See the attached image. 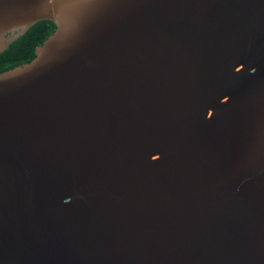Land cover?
<instances>
[{
	"label": "water",
	"instance_id": "95a60500",
	"mask_svg": "<svg viewBox=\"0 0 264 264\" xmlns=\"http://www.w3.org/2000/svg\"><path fill=\"white\" fill-rule=\"evenodd\" d=\"M45 20L0 74V264H264V0H0V53Z\"/></svg>",
	"mask_w": 264,
	"mask_h": 264
},
{
	"label": "trees",
	"instance_id": "16d2710c",
	"mask_svg": "<svg viewBox=\"0 0 264 264\" xmlns=\"http://www.w3.org/2000/svg\"><path fill=\"white\" fill-rule=\"evenodd\" d=\"M55 25L51 21H38L0 53V74L30 62L35 49L53 33Z\"/></svg>",
	"mask_w": 264,
	"mask_h": 264
},
{
	"label": "flooded vegetation",
	"instance_id": "af4514ba",
	"mask_svg": "<svg viewBox=\"0 0 264 264\" xmlns=\"http://www.w3.org/2000/svg\"><path fill=\"white\" fill-rule=\"evenodd\" d=\"M9 36V35H8Z\"/></svg>",
	"mask_w": 264,
	"mask_h": 264
}]
</instances>
